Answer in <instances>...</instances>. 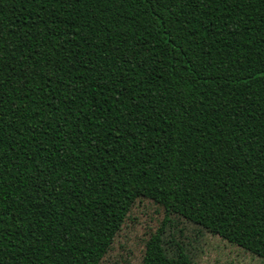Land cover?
<instances>
[{
  "label": "trees",
  "instance_id": "16d2710c",
  "mask_svg": "<svg viewBox=\"0 0 264 264\" xmlns=\"http://www.w3.org/2000/svg\"><path fill=\"white\" fill-rule=\"evenodd\" d=\"M141 198L264 259V0H2L0 264H100Z\"/></svg>",
  "mask_w": 264,
  "mask_h": 264
},
{
  "label": "rangeland",
  "instance_id": "374dc122",
  "mask_svg": "<svg viewBox=\"0 0 264 264\" xmlns=\"http://www.w3.org/2000/svg\"><path fill=\"white\" fill-rule=\"evenodd\" d=\"M164 216L160 204L136 200L100 264H144L148 243L158 233L149 264H264L263 258L177 213L165 223Z\"/></svg>",
  "mask_w": 264,
  "mask_h": 264
},
{
  "label": "snow or ice",
  "instance_id": "6c2138e0",
  "mask_svg": "<svg viewBox=\"0 0 264 264\" xmlns=\"http://www.w3.org/2000/svg\"><path fill=\"white\" fill-rule=\"evenodd\" d=\"M0 2H2V0H0ZM0 219H2V217H0Z\"/></svg>",
  "mask_w": 264,
  "mask_h": 264
}]
</instances>
